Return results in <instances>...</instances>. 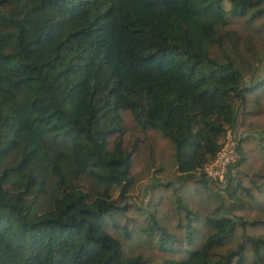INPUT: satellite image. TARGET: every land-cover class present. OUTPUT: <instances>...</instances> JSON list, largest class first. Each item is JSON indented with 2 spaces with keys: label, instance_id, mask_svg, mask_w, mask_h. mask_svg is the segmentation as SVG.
Listing matches in <instances>:
<instances>
[{
  "label": "trees",
  "instance_id": "16d2710c",
  "mask_svg": "<svg viewBox=\"0 0 264 264\" xmlns=\"http://www.w3.org/2000/svg\"><path fill=\"white\" fill-rule=\"evenodd\" d=\"M263 57L264 0H0V264H264Z\"/></svg>",
  "mask_w": 264,
  "mask_h": 264
},
{
  "label": "rangeland",
  "instance_id": "374dc122",
  "mask_svg": "<svg viewBox=\"0 0 264 264\" xmlns=\"http://www.w3.org/2000/svg\"><path fill=\"white\" fill-rule=\"evenodd\" d=\"M264 77V57L262 61L258 64L257 69L254 73V76L249 80L245 79L243 81V84H247L250 81H256L260 78ZM238 106H237V114H238ZM245 134L244 131H242L238 127V116L235 122V125L233 128H229L226 130L224 134V142L229 138V140L235 141L239 135ZM235 138V139H234ZM223 142V143H224ZM228 168L226 169L225 174L227 173ZM225 174L223 175L222 180H211L210 185L212 188L218 190L220 192V189L222 188L224 181H225ZM230 174H232V171L230 170ZM151 178H147L142 180L140 183H138L136 187V194L134 196H131L125 200V202L129 205L135 204V205H143L147 199L148 194V186L150 184Z\"/></svg>",
  "mask_w": 264,
  "mask_h": 264
},
{
  "label": "built area",
  "instance_id": "2783aa9c",
  "mask_svg": "<svg viewBox=\"0 0 264 264\" xmlns=\"http://www.w3.org/2000/svg\"><path fill=\"white\" fill-rule=\"evenodd\" d=\"M235 159V141L229 140L228 138L216 152L214 158L203 166L202 173L205 178L222 180L226 169Z\"/></svg>",
  "mask_w": 264,
  "mask_h": 264
}]
</instances>
